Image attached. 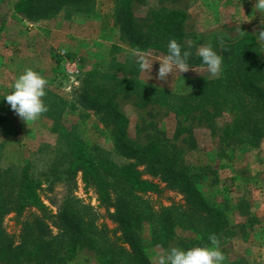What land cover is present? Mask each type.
<instances>
[{"label":"trees","instance_id":"trees-1","mask_svg":"<svg viewBox=\"0 0 264 264\" xmlns=\"http://www.w3.org/2000/svg\"><path fill=\"white\" fill-rule=\"evenodd\" d=\"M95 1L18 0L15 11L27 21L54 18L61 13L65 19L72 20L77 15L91 13ZM133 1L110 0L112 27L118 30L122 43L109 42L104 35L101 37L102 44L110 47L108 59L84 72L79 95L81 108L100 116L108 129L113 150L122 156L124 163H116L111 153L100 146L90 145L75 126L62 121L52 126L63 150L59 149L62 157L58 166L63 169L65 178L61 182L71 185L81 173L85 185L96 189L100 205L109 212L116 226L99 225L94 207L75 198L70 189L57 214L48 216V207L39 196L41 182L28 167L11 166L6 170L0 167V264H68L82 248L93 251L100 264H153L147 244L139 234L147 226L152 227L153 242L161 246H167L179 229L195 233L199 246L210 245L209 234H215L220 240L224 233L227 225L224 212L208 201L199 178L183 159L182 150L161 141L157 134L146 143L130 138V121L119 109L117 98L135 95L141 107L157 105L185 118L200 114L202 120L217 118L229 107L234 119L224 135L258 147L264 140L261 48L256 37L248 32L235 40L216 36L211 47L222 56V64L213 76L201 64L199 55L189 50L184 42L187 20L184 11L163 7L149 11L150 17L140 22ZM170 39H175L182 50L189 51L190 66L199 68L188 94L139 82L136 57L121 56L124 46L136 52L164 56ZM75 57V53L67 51L64 58L72 60ZM48 92L53 97L51 108L57 109L58 119L68 105L79 111L74 102L68 104L50 90ZM1 116L0 108V121ZM3 153L4 144L0 142V165ZM55 164H52L53 169L58 167ZM145 174L158 177L167 187L180 192L183 203L156 209L145 196L158 193L160 187L144 179ZM28 207L37 208L44 216L35 217L27 225L24 241L15 245L3 227V220L10 212L21 215ZM48 217L59 231L54 237L48 236Z\"/></svg>","mask_w":264,"mask_h":264},{"label":"rangeland","instance_id":"rangeland-1","mask_svg":"<svg viewBox=\"0 0 264 264\" xmlns=\"http://www.w3.org/2000/svg\"><path fill=\"white\" fill-rule=\"evenodd\" d=\"M17 1L0 0V142L4 144L0 167L3 170L11 166L28 167L41 182L39 196L48 207V216L57 214L70 189L75 198L94 207L99 225L114 228L116 225L100 205L96 189L85 185L81 173L72 186L61 182L65 178L58 164L62 157L59 152L63 150L58 134L52 132V126L58 121L75 126L90 145L100 146L111 153L116 163H124L122 156L113 150L100 116L84 110L79 102L84 72L108 59L110 47L102 44L101 37L122 43L118 30L112 27L110 0H96L91 13L77 15L72 20L65 19L61 13L54 18L32 21L15 11ZM255 3L256 0H134L133 9L140 22L150 17L151 10L165 7L184 11L187 14L184 42L197 54L201 46H211L216 36L235 40L248 32L256 37L264 62V41H259L256 34L264 30V14L254 10ZM67 51L75 53V59H65ZM122 51L121 56H133V50L128 47L124 46ZM136 53L153 61L150 73L140 71L139 82L180 94L191 92V80L199 68L193 67L181 74L174 70L165 80H160L157 78L159 61L164 56L154 52ZM26 68L39 72L47 81L42 98L47 111L28 124L3 100L16 77ZM48 90L68 104L74 102L79 111L68 105L58 119L57 109L51 108L54 100ZM117 103L130 121L129 137L146 143L157 134L161 141L182 150L183 159L199 178L208 201L224 212L227 225L219 240V249L225 256L223 264H264V140L258 147H250L231 135H224L234 119L229 107L217 118L202 120L200 114L185 118L157 105L141 107L135 95H120ZM54 162L58 166L55 169ZM143 178L160 187L158 193L145 196L156 209L183 203V195L167 187L158 177L145 174ZM42 216L44 213L35 207H28L21 215L10 212L3 220V227L14 244L19 245L28 234L27 225ZM47 219L48 236L54 237L59 231L52 224L53 219ZM139 234L147 244L153 264H159L160 257H166L171 248L186 250L199 246L196 234L189 230L179 229L167 246L153 242L151 226ZM68 264L100 263L93 251L82 248Z\"/></svg>","mask_w":264,"mask_h":264},{"label":"clouds","instance_id":"clouds-1","mask_svg":"<svg viewBox=\"0 0 264 264\" xmlns=\"http://www.w3.org/2000/svg\"><path fill=\"white\" fill-rule=\"evenodd\" d=\"M254 10L261 15L264 14V0H256ZM256 34L259 41H264V30ZM166 48V54L159 61L158 79L165 80L174 70L181 74L192 68L189 63L190 52L182 50L175 39H170ZM132 54L136 57L139 71L150 73L153 61L145 55L137 54L135 50ZM198 55L201 64L206 66L211 75L215 76L220 71L222 56L210 45L201 46L198 49ZM46 84L47 81L39 72L26 68L16 77L10 92L4 95L3 100L26 124L35 122L47 111V106L42 99L46 94ZM208 240L211 246H196L186 250L171 248L166 257H160L159 264H223L225 256L219 249L217 236L209 234Z\"/></svg>","mask_w":264,"mask_h":264}]
</instances>
